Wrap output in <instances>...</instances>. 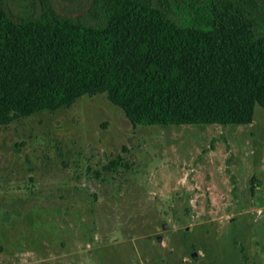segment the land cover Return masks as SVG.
I'll list each match as a JSON object with an SVG mask.
<instances>
[{"label": "rangeland", "instance_id": "obj_1", "mask_svg": "<svg viewBox=\"0 0 264 264\" xmlns=\"http://www.w3.org/2000/svg\"><path fill=\"white\" fill-rule=\"evenodd\" d=\"M0 264H264V107L132 124L97 93L2 125Z\"/></svg>", "mask_w": 264, "mask_h": 264}, {"label": "trees", "instance_id": "obj_2", "mask_svg": "<svg viewBox=\"0 0 264 264\" xmlns=\"http://www.w3.org/2000/svg\"><path fill=\"white\" fill-rule=\"evenodd\" d=\"M96 1L71 19L0 0V127L97 93L132 124H243L264 107V5Z\"/></svg>", "mask_w": 264, "mask_h": 264}, {"label": "flooded vegetation", "instance_id": "obj_3", "mask_svg": "<svg viewBox=\"0 0 264 264\" xmlns=\"http://www.w3.org/2000/svg\"><path fill=\"white\" fill-rule=\"evenodd\" d=\"M39 12L52 13L55 12L60 17H67L71 19H91L95 14H101L102 9L100 7L96 8L98 2L96 0H37ZM145 3L150 2L151 4L157 6L160 10H166L165 7H173V0H141ZM181 1V0H180ZM206 3L207 0H201ZM240 2L246 6V11L250 13L253 12L254 5H264V0H234ZM182 2V1H181ZM180 2V3H181ZM184 3V2H183ZM10 10L15 12V5L8 0ZM33 12L35 11L33 0H25L21 4L20 9L17 11L21 12ZM171 13H174L171 9Z\"/></svg>", "mask_w": 264, "mask_h": 264}, {"label": "water", "instance_id": "obj_4", "mask_svg": "<svg viewBox=\"0 0 264 264\" xmlns=\"http://www.w3.org/2000/svg\"><path fill=\"white\" fill-rule=\"evenodd\" d=\"M157 239L160 240V239H161V236L158 235V236H157ZM195 254H196V252H193V255H195Z\"/></svg>", "mask_w": 264, "mask_h": 264}]
</instances>
